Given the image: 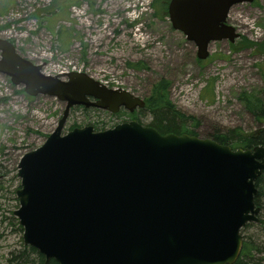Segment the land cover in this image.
Here are the masks:
<instances>
[{
	"label": "water",
	"instance_id": "water-1",
	"mask_svg": "<svg viewBox=\"0 0 264 264\" xmlns=\"http://www.w3.org/2000/svg\"><path fill=\"white\" fill-rule=\"evenodd\" d=\"M252 0H170L172 27L197 46L204 60L211 41L238 34L226 17ZM0 73L28 95L66 102L54 131L17 166L22 241L47 264H233L240 230L259 222L255 180L264 146L231 149L213 139L160 134L132 120L94 131L62 134L69 108L113 113L144 101L108 89L85 73L47 76L0 38ZM66 78L62 80V78Z\"/></svg>",
	"mask_w": 264,
	"mask_h": 264
},
{
	"label": "rangeland",
	"instance_id": "rangeland-1",
	"mask_svg": "<svg viewBox=\"0 0 264 264\" xmlns=\"http://www.w3.org/2000/svg\"><path fill=\"white\" fill-rule=\"evenodd\" d=\"M154 3L0 0V37L11 40L22 56L35 62L44 59L52 70L81 68L97 80L142 97L159 80L167 81L170 102L198 120L195 132L201 138L232 128L243 134L262 128L263 122H257L237 97L242 92L255 94L264 103V0L233 5L228 13V23L239 33L232 44L241 40L244 47L232 51L227 41L212 42L208 58L201 63L195 45L172 27L167 13ZM37 13L39 17H33ZM248 42L253 45L247 47ZM63 107L55 97L26 95L22 85L0 74V264L28 247L13 215L19 207L15 190L20 184V156L43 143ZM150 119L139 116L143 125ZM125 120H129L126 113L86 112L77 107L68 114L63 132L73 124L104 129ZM259 206L263 224L264 196ZM259 224L250 222L241 232L244 240L258 246L252 258L264 264V228Z\"/></svg>",
	"mask_w": 264,
	"mask_h": 264
},
{
	"label": "trees",
	"instance_id": "trees-1",
	"mask_svg": "<svg viewBox=\"0 0 264 264\" xmlns=\"http://www.w3.org/2000/svg\"><path fill=\"white\" fill-rule=\"evenodd\" d=\"M169 0H155L154 6H157L160 10H163L167 13L166 7ZM33 17L38 18L39 15L33 14ZM60 33V30H59ZM247 45V43L245 44ZM253 42H248V46H252ZM231 50H240L242 41L237 44H230ZM132 67V66H131ZM169 83L164 80H159L158 83H155L149 90V94L144 96V107L137 109L135 112H121V114H127L129 118H134L139 120V116H148L151 117L148 126L156 129L160 134L166 133H175L182 134L188 133L197 135L195 132L196 126L198 125V120L192 116L188 115L185 112H181L176 106L170 102L169 98ZM210 94H213V91L210 90ZM209 96V91L207 94L203 95L205 99ZM239 101L242 102L245 110L250 113L257 122H263L264 124V103L261 100V97L258 95L246 94L242 92L237 97ZM95 110V109H89ZM89 110L84 109L88 112ZM75 124H73L74 127ZM96 130L102 129L94 124ZM207 138H212L219 144H225L233 148H251L256 145L264 146V126L260 129H257L252 133H241L239 128H232V130H227L225 132H218L209 134ZM257 189L255 195V205L259 206V201L264 196V171L258 176L254 182ZM261 227L264 228V223L260 221ZM262 230V228H261ZM258 251V246L249 240H243L241 250L238 254V259L234 264H257L253 256L251 255L252 251ZM44 257L41 253L37 252L33 247L28 246L26 250L19 251L16 254L12 253L11 257L6 260V264H43ZM47 264H58L53 259H50Z\"/></svg>",
	"mask_w": 264,
	"mask_h": 264
}]
</instances>
